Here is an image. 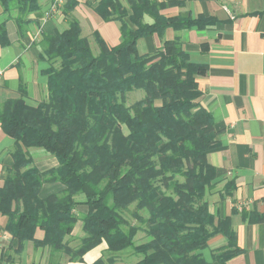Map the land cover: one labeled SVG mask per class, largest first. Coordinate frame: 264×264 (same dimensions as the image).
Segmentation results:
<instances>
[{
  "label": "trees",
  "instance_id": "trees-1",
  "mask_svg": "<svg viewBox=\"0 0 264 264\" xmlns=\"http://www.w3.org/2000/svg\"><path fill=\"white\" fill-rule=\"evenodd\" d=\"M53 2L41 13V0H0L22 38L33 14L38 26L56 14L68 23L63 31H41L38 41L49 65L47 98L29 105L21 81L19 97L0 107L1 128L14 140L12 165L0 182V215L7 219L0 232L16 243L19 255L30 242L48 249L50 264L82 263L101 245L105 249L92 264H117L128 251L138 257L135 264H229L243 250L230 220L217 222L206 200L220 186L208 154L219 148L221 134L200 102L197 78L208 67L191 61L179 36L164 40L169 29L204 31L216 20L162 14L185 7L186 0H95L105 22L121 23V41L110 47L93 32L94 52L73 15L81 0H66L57 13L50 11ZM7 21L0 22V47L11 44ZM149 37L162 45L141 55L138 43ZM134 91L144 97L128 105ZM31 149L49 154L57 166L40 170ZM48 184L59 191L44 195ZM235 188L230 180L218 193L225 198ZM79 223L83 237L75 235ZM139 233L144 237L136 243ZM217 235L228 242L211 250L208 261L204 251Z\"/></svg>",
  "mask_w": 264,
  "mask_h": 264
},
{
  "label": "crops",
  "instance_id": "crops-1",
  "mask_svg": "<svg viewBox=\"0 0 264 264\" xmlns=\"http://www.w3.org/2000/svg\"><path fill=\"white\" fill-rule=\"evenodd\" d=\"M51 1L41 0V13ZM94 1L81 0L73 15L80 22L83 36L88 27L87 35L97 31L110 47H114L121 41V23L105 22L96 13ZM182 12L193 18L205 15L216 20L204 31L169 29L164 39L170 41L179 36L191 61L208 67L207 74L197 78L203 92L200 102L213 115L221 134L219 148L208 154L209 162L218 170L220 186L216 192L208 194L206 200L217 222L230 220L238 246L243 250L229 264H264V0H186L185 7L168 8L162 14L174 17ZM36 15L30 16L29 34L22 38L16 22L7 21L0 5V22L7 21L11 41L9 46L0 47V107L6 100L19 97L21 81L26 86L25 100L29 105L36 106L48 96L44 71L49 65L41 59L38 41L41 31L49 34L55 29L63 31L68 23L63 15L56 14L52 19H41L38 26ZM145 23L152 24L153 20L145 16ZM161 45L157 37H149L139 41L138 50L141 55L152 54ZM13 145L14 140L5 135L0 125V182L4 169L12 165ZM41 156L44 157L42 161L35 163L40 170L57 166L53 157ZM230 180L235 181L236 188L222 198L218 192ZM59 189L57 184H48L43 194ZM241 204L245 205L242 210L237 208ZM244 212L249 215L246 219ZM250 216L259 217L261 221L251 223ZM6 224L7 219L0 215V228ZM75 235L84 236L81 223ZM36 237L42 240L43 232L38 231ZM227 242L224 236H215L204 251V257L210 261L211 250ZM16 248V243L1 230L0 264H50L48 249H37L30 242L19 255ZM104 249L101 245L89 252L84 262L73 264H92ZM93 252H97L98 258L88 259Z\"/></svg>",
  "mask_w": 264,
  "mask_h": 264
},
{
  "label": "rangeland",
  "instance_id": "rangeland-1",
  "mask_svg": "<svg viewBox=\"0 0 264 264\" xmlns=\"http://www.w3.org/2000/svg\"><path fill=\"white\" fill-rule=\"evenodd\" d=\"M84 31H85L84 36L90 38V40L92 42L93 51L94 52H98V48H97L96 44L94 43L93 38L90 37L89 35H87V34H89V31H90L89 28L85 27ZM143 97H144V92H142V91H134V92L128 94V96H127L128 105H131V104L139 101ZM31 155H32L33 159L35 160V163L42 161V159L44 157H42L41 155L50 156L49 154L44 153L40 149H31ZM79 235H82L81 231H80ZM143 237H144V234L143 233H139L137 238H136V243H139L140 240L143 239ZM96 258H98L97 252H93V253L89 254V256H88V259H93L94 260ZM118 259L119 260H118L117 264H135L138 261V257L136 258L135 256H132L130 251L125 252L124 254H121L120 257H118Z\"/></svg>",
  "mask_w": 264,
  "mask_h": 264
},
{
  "label": "built area",
  "instance_id": "built-area-1",
  "mask_svg": "<svg viewBox=\"0 0 264 264\" xmlns=\"http://www.w3.org/2000/svg\"><path fill=\"white\" fill-rule=\"evenodd\" d=\"M65 0H54V2L52 3L51 7H50V11L52 13H57V9L59 7H61L64 4ZM58 7V8H57ZM244 204L239 205L237 208L242 210L244 208Z\"/></svg>",
  "mask_w": 264,
  "mask_h": 264
}]
</instances>
